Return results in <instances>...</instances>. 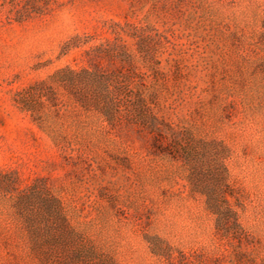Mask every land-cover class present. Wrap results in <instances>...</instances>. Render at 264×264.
<instances>
[{
  "label": "rangeland",
  "instance_id": "obj_1",
  "mask_svg": "<svg viewBox=\"0 0 264 264\" xmlns=\"http://www.w3.org/2000/svg\"><path fill=\"white\" fill-rule=\"evenodd\" d=\"M0 264H264V0H0Z\"/></svg>",
  "mask_w": 264,
  "mask_h": 264
}]
</instances>
